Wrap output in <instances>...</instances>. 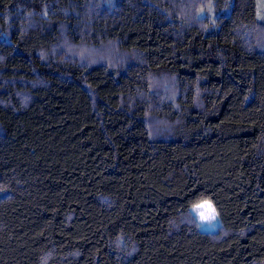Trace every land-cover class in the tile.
Here are the masks:
<instances>
[{
    "label": "trees",
    "instance_id": "1",
    "mask_svg": "<svg viewBox=\"0 0 264 264\" xmlns=\"http://www.w3.org/2000/svg\"><path fill=\"white\" fill-rule=\"evenodd\" d=\"M262 17L0 0V264H264ZM63 34L112 59L52 55ZM204 201L218 233L188 222Z\"/></svg>",
    "mask_w": 264,
    "mask_h": 264
},
{
    "label": "rangeland",
    "instance_id": "2",
    "mask_svg": "<svg viewBox=\"0 0 264 264\" xmlns=\"http://www.w3.org/2000/svg\"><path fill=\"white\" fill-rule=\"evenodd\" d=\"M263 32H261L259 35L260 39H262V42H260L262 45H264V29H262ZM257 34V32H256ZM114 47L112 44H107L104 46H100L99 48H95L92 46H88L86 44H74L71 42L70 39L66 37V35L63 34L62 38L60 39V44L58 47L51 53L52 55L59 56H67L69 58L79 59L80 58H88L92 59L93 62L99 61H109L112 59ZM81 61V60H80ZM164 80L162 79H156L152 81V87L156 88V91H162L164 89L168 88L162 87ZM172 89L168 90L170 93H173L176 91V85L171 86ZM154 89V88H153ZM154 106V105H153ZM163 122V121H161ZM151 125L156 126L155 119L152 120ZM161 128V126H160ZM155 129V128H154ZM155 130H159L155 129ZM198 205H203V207H198ZM198 205L194 206L192 208V211L190 213L189 221H192L194 225H196V228L204 231V232H210V233H218L220 231V224L221 220L219 218V215L217 214L212 202L210 201H204L199 203ZM201 213H204V216H201ZM120 247V246H119Z\"/></svg>",
    "mask_w": 264,
    "mask_h": 264
},
{
    "label": "snow or ice",
    "instance_id": "3",
    "mask_svg": "<svg viewBox=\"0 0 264 264\" xmlns=\"http://www.w3.org/2000/svg\"><path fill=\"white\" fill-rule=\"evenodd\" d=\"M262 18H264V17H262ZM198 207H203V205H198ZM201 216L203 217L204 213H201Z\"/></svg>",
    "mask_w": 264,
    "mask_h": 264
}]
</instances>
